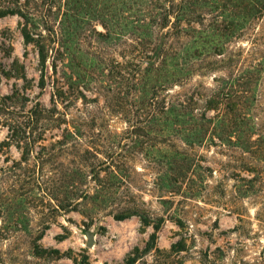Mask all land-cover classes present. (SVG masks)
Returning a JSON list of instances; mask_svg holds the SVG:
<instances>
[{"label": "rangeland", "instance_id": "rangeland-1", "mask_svg": "<svg viewBox=\"0 0 264 264\" xmlns=\"http://www.w3.org/2000/svg\"><path fill=\"white\" fill-rule=\"evenodd\" d=\"M0 10L10 11L0 264H262L264 0H0ZM33 23L44 67L21 32ZM190 46L197 57L183 56ZM174 51L178 80L157 101L190 97L200 113L216 98L207 115L226 109L227 125L190 129L140 110L136 65ZM42 107L57 119L32 120Z\"/></svg>", "mask_w": 264, "mask_h": 264}, {"label": "trees", "instance_id": "trees-1", "mask_svg": "<svg viewBox=\"0 0 264 264\" xmlns=\"http://www.w3.org/2000/svg\"><path fill=\"white\" fill-rule=\"evenodd\" d=\"M170 1L173 2V0ZM150 3L152 7L154 6V9L160 10L161 11L160 13H162L160 19L161 21L159 22L160 26L167 25V23L169 22L168 19L169 15L167 10L161 7L160 4L157 5L156 3H153V1H151ZM8 13H10V11L0 10V16ZM23 15H27V14L23 13ZM31 27L32 28L30 29L28 28L27 25H23L21 28V32L26 42H32L36 46L37 54L40 58L41 65L42 67H44V62L46 58V47H47L46 39L44 38L40 30L37 29L38 27L35 23H33ZM146 51H141L138 55L141 54L143 58H150L148 53H146ZM198 55H199L198 51L196 49H193L192 46H190L188 49H185L183 54V56H186L188 58L190 57L195 58ZM177 58H181V57H179L177 52L175 51L172 53L163 52L162 59H160L157 63V65L161 64V66L154 67L153 64L149 65L147 63V66L140 69L139 66L136 65L137 70L135 72L134 77L136 79L137 85L142 83V87H140L141 90H139V92L143 93V97L139 100L140 110L143 112L149 111L151 113L158 111L162 114L161 118L164 119V122L174 123V124H178V123L185 124L188 125L190 129L198 128L204 130L207 126H210V124L213 122L214 124L219 123L221 126L227 125L229 119L227 118V112L225 108H224L225 111L216 113L215 117L207 115L208 110H217V112L219 111L217 105L221 104V102L218 101L216 98H211L204 101V105H202L203 109L200 113H197V110H199L198 101H194L190 97L188 98L176 97L171 101L167 100V101H162L160 103L159 101H157L159 97V95H157L156 92V90L158 89L157 87H160L161 85L168 86L169 84L178 80V79H174L175 77L178 76L179 70H181V68H178V64L176 62ZM166 60H169V62L166 63ZM162 67H165L166 73L162 76L163 79L159 81V76H160L159 74L160 71L163 69ZM222 97L228 98L229 93L228 92L222 93ZM113 100H114V96L109 97L110 103H112ZM227 109L231 110L232 112H236L239 110L238 106H234L233 108L228 106ZM52 111L53 110L51 109L42 107V109L38 110L34 115H32L33 117L31 119L32 120L33 118L37 119L36 117L46 118V115H48L50 116L48 117L49 119L56 120L58 116L55 115L54 118ZM235 117H239V115L238 116L236 115ZM213 118L216 121H214ZM195 137L200 139L201 134L195 135ZM127 216L128 214L118 215L117 218L123 219ZM260 253H261L260 254L261 263L264 264V246Z\"/></svg>", "mask_w": 264, "mask_h": 264}, {"label": "water", "instance_id": "water-1", "mask_svg": "<svg viewBox=\"0 0 264 264\" xmlns=\"http://www.w3.org/2000/svg\"><path fill=\"white\" fill-rule=\"evenodd\" d=\"M91 240H92V236L91 234L88 235V241H87V245L90 246L91 245Z\"/></svg>", "mask_w": 264, "mask_h": 264}]
</instances>
